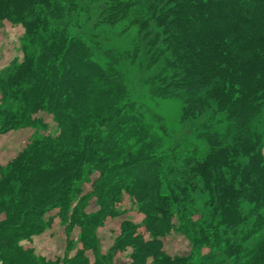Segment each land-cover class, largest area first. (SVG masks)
<instances>
[{
	"label": "trees",
	"instance_id": "trees-1",
	"mask_svg": "<svg viewBox=\"0 0 264 264\" xmlns=\"http://www.w3.org/2000/svg\"><path fill=\"white\" fill-rule=\"evenodd\" d=\"M92 2L95 27L137 29L131 50L74 33ZM4 20L25 32L22 60L0 72V133H32L0 165V264H112L128 247L131 264H264V0H0ZM129 58L156 70L151 94L180 103L205 150L174 144L164 119L130 98ZM125 195L143 219H124L105 253L98 229L125 211ZM56 217L64 258L23 244ZM171 231L189 253L165 250Z\"/></svg>",
	"mask_w": 264,
	"mask_h": 264
},
{
	"label": "rangeland",
	"instance_id": "rangeland-1",
	"mask_svg": "<svg viewBox=\"0 0 264 264\" xmlns=\"http://www.w3.org/2000/svg\"><path fill=\"white\" fill-rule=\"evenodd\" d=\"M81 4L85 0H80ZM89 8L86 12H81L79 22L77 25H72L74 33L77 35H85L86 37L96 34L99 36V40L107 47H114L120 50H131L133 48L132 34L136 33L137 29L130 27L127 28L128 23L122 22L117 26H110L106 24H101L95 27L97 21H99V14L95 7V3H89ZM154 28V25L152 26ZM24 27L21 24L13 23L9 20H4L2 26L0 27V72L5 73L7 70L14 67L15 62L22 60L21 39L24 34ZM124 72L127 82L128 92L132 100L138 101L142 105V110L147 111V113L160 115L170 132L174 144L178 142H188L195 143L200 148L206 149V144L199 140L195 132H189L186 123L180 122V112L181 105L178 101L172 99H160L154 97L149 89L148 77L152 75L156 70L153 69H143L140 64V60L131 58L126 59L124 62ZM1 95V94H0ZM39 115L49 124V131L54 132L56 129V124L52 120L50 114L47 112H40ZM259 128L264 133V109L260 116ZM32 130L29 128H24L22 133L15 134L17 137L20 135L18 144L12 142L13 138L8 141L0 140L5 144L1 145L0 149H4L8 153L6 155L8 158L16 154L17 149L24 146L30 139ZM167 137L165 141L170 140ZM7 142V144H6ZM165 145V144H164ZM20 146V147H18ZM3 150H0V154ZM264 151V146H263ZM4 152V151H3ZM1 160V159H0ZM90 184H87V189L90 188ZM121 208L125 211L118 216L108 217L103 226L98 229L99 236L101 239V247L103 252H108L110 247L114 244L117 236H122V221L124 219H131L137 223H140L143 219V214L139 213L135 207L132 206L131 200L128 195H125L124 200L121 203ZM51 213H56L55 211ZM139 231L143 232L146 236L148 233L145 231L144 227H140ZM79 229L75 228L70 235L71 239H78ZM69 236L66 233L64 225L61 223L60 218L56 217L51 228L46 230L44 233L33 236L32 240L24 241L25 246H32L35 248L36 252L40 255H44L50 259L64 258L66 256L67 242ZM81 247V244H77ZM164 247L165 250L170 255L175 254H186L190 251V244L186 237L180 232L171 231L164 237ZM132 251L131 247L126 248L123 251H118L114 256L112 264H131L130 253ZM202 253L208 251V247L203 248ZM76 249L70 250V254L73 255ZM92 262H94V255L92 251H88ZM188 256L186 263L194 262V257ZM60 264H65L61 262ZM148 264L152 263V258L149 260ZM223 264V262H222ZM224 264H233V261L225 258Z\"/></svg>",
	"mask_w": 264,
	"mask_h": 264
},
{
	"label": "crops",
	"instance_id": "crops-1",
	"mask_svg": "<svg viewBox=\"0 0 264 264\" xmlns=\"http://www.w3.org/2000/svg\"><path fill=\"white\" fill-rule=\"evenodd\" d=\"M1 96V95H0ZM22 130L23 129H19V130H10V131H7V132H4V133H0V140L4 141H8L9 139L11 140L13 138V141L14 143L18 144V140L20 139V135L17 137L15 134H20L22 133ZM19 138V139H18ZM1 142V141H0ZM7 144V142H6ZM1 145L2 146H5L4 143L1 142ZM20 147V146H18ZM24 146H22L21 148L17 149L16 151V154L13 155L12 157L8 158V156L6 155V153H8L7 151H5L7 149V147L5 146V150L4 149H0V150H3L2 153L0 154V165H5L7 164L13 157H15L23 148Z\"/></svg>",
	"mask_w": 264,
	"mask_h": 264
}]
</instances>
